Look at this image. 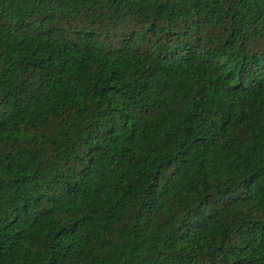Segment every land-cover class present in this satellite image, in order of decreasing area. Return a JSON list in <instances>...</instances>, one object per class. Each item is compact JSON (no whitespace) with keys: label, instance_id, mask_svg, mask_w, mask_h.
<instances>
[{"label":"trees","instance_id":"1","mask_svg":"<svg viewBox=\"0 0 264 264\" xmlns=\"http://www.w3.org/2000/svg\"><path fill=\"white\" fill-rule=\"evenodd\" d=\"M0 264H264V0H0Z\"/></svg>","mask_w":264,"mask_h":264}]
</instances>
